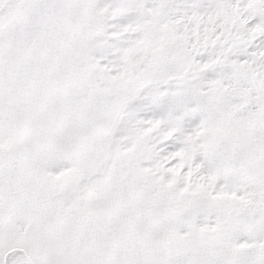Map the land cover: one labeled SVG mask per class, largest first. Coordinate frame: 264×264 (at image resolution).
I'll use <instances>...</instances> for the list:
<instances>
[{
    "label": "snow or ice",
    "instance_id": "obj_1",
    "mask_svg": "<svg viewBox=\"0 0 264 264\" xmlns=\"http://www.w3.org/2000/svg\"><path fill=\"white\" fill-rule=\"evenodd\" d=\"M0 264H264V0H0Z\"/></svg>",
    "mask_w": 264,
    "mask_h": 264
}]
</instances>
